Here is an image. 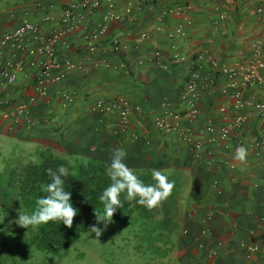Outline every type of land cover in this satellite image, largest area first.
Wrapping results in <instances>:
<instances>
[{
	"label": "crops",
	"instance_id": "1",
	"mask_svg": "<svg viewBox=\"0 0 264 264\" xmlns=\"http://www.w3.org/2000/svg\"><path fill=\"white\" fill-rule=\"evenodd\" d=\"M112 1L119 19L105 17L106 0L95 9L80 6L79 0H0V36L23 19L39 23L38 32L27 36L26 50L17 56L25 63V71L32 72L26 75L23 70H14L15 82L0 106L2 160L8 158L1 147L5 138H14L9 147L23 160L17 163H26L33 153L39 157L46 150L69 159L91 157L108 162L111 149L124 148L128 167L174 172L184 180L178 198V226L172 231L168 254L158 264L263 261L264 254L249 256L240 243L261 244L264 237V165L259 164L251 147L245 163L235 161L236 136L227 146L219 139L207 142L205 126L222 124L219 107L230 104L236 89L246 101L264 102V84L256 88L232 86L236 79L214 71L208 61L216 58L230 63L249 58L251 41L264 36V20H259L256 12L257 6L264 7V0ZM177 4L182 7L180 13L167 12ZM67 8L72 15L64 21L62 14ZM179 25L185 34L170 35ZM102 28L104 32L94 41L92 53L87 43L91 34ZM52 31L61 32L53 58L81 62L86 70L70 71L60 81L48 83L45 93L38 95L31 76L34 69L27 62L35 56V44ZM142 31L149 36L135 46ZM114 39L120 44L118 50L112 46ZM172 45L185 55L184 60L171 59ZM156 50L160 55L154 54ZM10 57L6 50L0 61ZM140 59L144 60L141 65L137 63ZM195 69L203 80L209 76L210 83L200 90L197 118L183 123L203 141L200 157L190 152L189 144L172 132L156 128L150 119L161 114L166 101L174 111H182L181 90ZM262 74L264 77V69ZM120 95L141 108L131 113L126 126L120 125L114 112L90 109L97 99L111 100ZM31 96V127L23 120L14 123L10 116L4 117ZM244 111L249 119L243 138L250 143L264 127V117L252 107ZM142 115L148 119L144 121ZM206 214L211 215L209 233L203 234L201 220Z\"/></svg>",
	"mask_w": 264,
	"mask_h": 264
},
{
	"label": "built area",
	"instance_id": "2",
	"mask_svg": "<svg viewBox=\"0 0 264 264\" xmlns=\"http://www.w3.org/2000/svg\"><path fill=\"white\" fill-rule=\"evenodd\" d=\"M107 13L106 18L119 19L120 16L116 12L114 3L112 0H106ZM80 6L88 9L98 8L102 4V0H79ZM182 10L181 5L177 4L171 8H168L167 12L180 13ZM256 12L259 20H264V7L257 6ZM72 15L71 8L63 10L62 20H68ZM223 18V15H220ZM48 18V17H47ZM39 23L33 22L28 19H23L21 23L13 28L11 31L5 32L0 36V60L6 50L10 51V59L1 62L0 61V106L5 103V95L8 93L9 87L15 82V69L23 70L26 75H29L30 70L25 71L26 65L21 60L17 59L19 53H23L26 50V38L29 35H35L38 32ZM157 29H161L158 27ZM104 29L91 34L88 41V49L90 52L95 51L94 41L98 38L99 34H102ZM61 32L52 31L48 37L38 42L34 46V58H31L27 62V66L34 69L31 76L33 78V87L36 94L42 95L45 93L47 84L50 82H57L63 79L72 70H86V67L81 63H75L71 60H65L58 62L53 58L54 56V44L58 41ZM179 34L184 35L185 32L181 25H179L170 35ZM148 32L142 31L135 39V46H138L142 41L147 39ZM112 46L115 50L120 48V44L117 39L112 41ZM251 54L245 61L235 60L233 62H227L221 59L209 58L210 65L214 71L227 75L233 80L231 85H240L244 87H260L264 84V77L262 71L264 69V36L257 37L250 43ZM155 55H160V51L156 50ZM170 57L172 60H184L185 55L181 54L171 46ZM144 60H138V64H143ZM120 66H124V63H120ZM198 69V68H197ZM195 69L189 75V78L181 90V94L184 100L183 109L181 112L174 111L169 102L162 103L161 114L151 116L152 124L164 131L172 132L182 142L190 145V152L200 157L203 153V141L195 137L194 131L184 125V121L192 122L199 114V98L201 88H205L209 85V76L204 80L201 78L199 70ZM232 101L228 105L220 106L219 112L222 115V124L219 127H215L212 123L205 126V132L209 134L207 142H214L216 139L222 140L225 146L232 136H236V145L238 147L253 148L257 155V159L260 165H264V127L261 128L259 133L250 141L245 142L243 138V131L245 130L246 123L249 119V115L244 111L247 107H252L256 113L264 117V102H252L246 101L242 98L240 90H234L231 93ZM34 100V97H29L27 101L20 102L16 105L13 114H4V117L11 118V121L18 123L23 120L27 127L33 125V120L28 114V103ZM92 111H99L102 113L114 112L120 122L121 126H126L129 122L132 112L140 111L139 105L133 104L125 96H116L111 100L97 99L91 105ZM144 121L148 119L142 115ZM210 164V160H206ZM211 219L210 214H206L201 222V232L203 234L209 233L207 226L208 221ZM240 247L245 250L249 255H255L258 253L264 254V237L261 244L247 243L242 241ZM254 264H264L263 261H255Z\"/></svg>",
	"mask_w": 264,
	"mask_h": 264
},
{
	"label": "trees",
	"instance_id": "3",
	"mask_svg": "<svg viewBox=\"0 0 264 264\" xmlns=\"http://www.w3.org/2000/svg\"><path fill=\"white\" fill-rule=\"evenodd\" d=\"M60 165L69 169V175L64 178V187L71 192L73 207L78 210L72 228H67L58 221L41 225L35 230L18 226L15 221L18 219L21 203L25 209L33 210L36 200L46 195L42 188L51 179L47 170L55 171ZM106 165L107 161L104 159H69L46 150L39 153L37 161L29 160L6 166L0 172V264H18L19 260L30 258L34 250L56 251L76 242L95 219V208L103 210L99 197L110 184L105 171ZM129 168L145 184L154 183L151 175L153 169ZM163 173L169 182L174 183L167 199L149 210L135 201L125 200L121 195L123 207L117 208L113 216V219H120L137 227L139 238L149 246H154L158 255L153 256L155 264L168 254L172 231L178 226V198L184 183L179 174Z\"/></svg>",
	"mask_w": 264,
	"mask_h": 264
},
{
	"label": "clouds",
	"instance_id": "4",
	"mask_svg": "<svg viewBox=\"0 0 264 264\" xmlns=\"http://www.w3.org/2000/svg\"><path fill=\"white\" fill-rule=\"evenodd\" d=\"M247 149L243 146L236 149L234 160L241 164L246 162ZM128 153L124 148H113L106 165V175L110 180L108 187L104 189L99 197L103 210L95 208L94 216L96 224L91 226V232L99 238L102 229L98 226L103 224L106 228L112 222L117 208H122L121 195L124 199L151 210L158 206L171 194L174 183L169 182L162 170H152L154 183L145 184L136 172L129 168L126 160ZM35 159V158H34ZM50 182L45 184L42 191L45 196L36 200V207L29 211L21 203L18 219L15 223L25 229H38L41 225L49 222H61L67 228H72L78 210L73 207L72 194L64 187V178L69 175V169L60 165L55 171L47 170Z\"/></svg>",
	"mask_w": 264,
	"mask_h": 264
},
{
	"label": "rangeland",
	"instance_id": "5",
	"mask_svg": "<svg viewBox=\"0 0 264 264\" xmlns=\"http://www.w3.org/2000/svg\"><path fill=\"white\" fill-rule=\"evenodd\" d=\"M12 139L14 138L3 139L5 142H2L1 147L8 153V158L2 160L0 156V172L4 171L6 166L23 161L22 157L18 153L13 154L14 150L9 147ZM32 157L29 160L39 159L35 153ZM94 224L96 218L91 226ZM91 226L70 246L49 252L34 250L30 258L19 260L18 264H155L153 256H158L155 248L139 238L137 227L120 219H112L106 228L103 224L98 225L103 231L97 238L95 233L91 232Z\"/></svg>",
	"mask_w": 264,
	"mask_h": 264
}]
</instances>
